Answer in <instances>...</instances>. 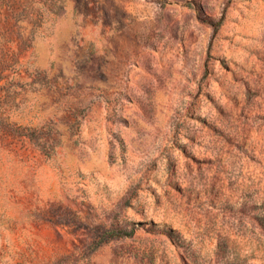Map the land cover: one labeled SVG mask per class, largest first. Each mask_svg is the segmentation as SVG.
<instances>
[{
    "label": "rangeland",
    "instance_id": "374dc122",
    "mask_svg": "<svg viewBox=\"0 0 264 264\" xmlns=\"http://www.w3.org/2000/svg\"><path fill=\"white\" fill-rule=\"evenodd\" d=\"M0 264H264V0H0Z\"/></svg>",
    "mask_w": 264,
    "mask_h": 264
}]
</instances>
